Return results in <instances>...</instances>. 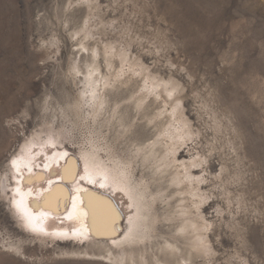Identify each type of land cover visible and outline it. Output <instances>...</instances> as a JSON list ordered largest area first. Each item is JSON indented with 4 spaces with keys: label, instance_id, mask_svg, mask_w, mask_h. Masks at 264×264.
<instances>
[{
    "label": "rangeland",
    "instance_id": "rangeland-1",
    "mask_svg": "<svg viewBox=\"0 0 264 264\" xmlns=\"http://www.w3.org/2000/svg\"><path fill=\"white\" fill-rule=\"evenodd\" d=\"M49 136L122 164L155 222L92 241L0 197V264H264V0H0V173Z\"/></svg>",
    "mask_w": 264,
    "mask_h": 264
},
{
    "label": "bare ground",
    "instance_id": "bare-ground-1",
    "mask_svg": "<svg viewBox=\"0 0 264 264\" xmlns=\"http://www.w3.org/2000/svg\"><path fill=\"white\" fill-rule=\"evenodd\" d=\"M56 145L54 136L37 137L25 143L12 165L0 173V197L14 202L18 212L27 217L21 216L24 222L46 226L55 235H84L92 241L91 235H96L100 241L120 245L142 240L143 231L155 222V197L135 183L122 164H107L98 150L91 148L80 155L81 163L77 164ZM55 177L67 178L71 185L54 183ZM114 215L127 221L124 235H119ZM72 224L75 225L72 231L65 229ZM69 243L73 241L63 244ZM92 256L87 253L79 257L112 263L120 259Z\"/></svg>",
    "mask_w": 264,
    "mask_h": 264
}]
</instances>
